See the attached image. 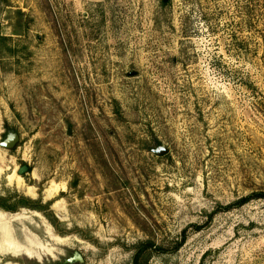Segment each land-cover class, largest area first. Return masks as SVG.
<instances>
[{"label": "rangeland", "instance_id": "1", "mask_svg": "<svg viewBox=\"0 0 264 264\" xmlns=\"http://www.w3.org/2000/svg\"><path fill=\"white\" fill-rule=\"evenodd\" d=\"M254 193L264 0H0V264H264Z\"/></svg>", "mask_w": 264, "mask_h": 264}, {"label": "trees", "instance_id": "2", "mask_svg": "<svg viewBox=\"0 0 264 264\" xmlns=\"http://www.w3.org/2000/svg\"><path fill=\"white\" fill-rule=\"evenodd\" d=\"M251 200H264V193H254L251 196L243 197L239 201L233 203L231 206L238 208L251 202ZM134 264H147V262L142 259L141 252L136 255Z\"/></svg>", "mask_w": 264, "mask_h": 264}, {"label": "water", "instance_id": "3", "mask_svg": "<svg viewBox=\"0 0 264 264\" xmlns=\"http://www.w3.org/2000/svg\"><path fill=\"white\" fill-rule=\"evenodd\" d=\"M19 141V136L17 134H9L7 138L1 143V146L5 149L12 150L15 148L16 144ZM157 155H163L166 153V150L163 148H159L156 151ZM28 170L27 167L20 169L19 174H23Z\"/></svg>", "mask_w": 264, "mask_h": 264}, {"label": "bare ground", "instance_id": "4", "mask_svg": "<svg viewBox=\"0 0 264 264\" xmlns=\"http://www.w3.org/2000/svg\"><path fill=\"white\" fill-rule=\"evenodd\" d=\"M30 190H33V189H31V188H29ZM33 192H34V190H33ZM10 246V245H9ZM12 248H13V246H12Z\"/></svg>", "mask_w": 264, "mask_h": 264}]
</instances>
